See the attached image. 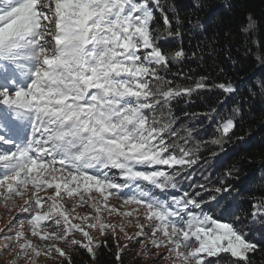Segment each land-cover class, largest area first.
<instances>
[{"label": "snow or ice", "instance_id": "snow-or-ice-1", "mask_svg": "<svg viewBox=\"0 0 264 264\" xmlns=\"http://www.w3.org/2000/svg\"><path fill=\"white\" fill-rule=\"evenodd\" d=\"M157 13L166 37L159 25L152 28ZM172 23L162 0H0V197L22 201L0 229V252L15 248L13 264L25 257V264H34L42 252L71 264L61 244L95 258L109 239L121 259L118 231L128 242L124 248L140 244L138 257L147 264L162 257L167 264H209L222 254L235 258L231 264H252L249 254L259 246L234 223L202 210L197 197L205 185L178 187L181 176L191 179L187 171L200 158L174 130L180 118L173 102L191 103L201 92L228 96L236 87L183 72L169 79L171 60L184 56L182 48L169 56L159 46L180 35ZM255 26L249 17L248 29ZM176 77L190 83H176ZM234 128L229 117L216 131L225 137ZM225 184L220 181L210 200L231 191ZM109 197L121 207L109 205ZM85 204L88 214L73 215ZM128 205L135 207L123 211ZM253 208V217L264 216V200ZM104 211L134 222L138 231L128 235L123 222L105 223Z\"/></svg>", "mask_w": 264, "mask_h": 264}, {"label": "trees", "instance_id": "trees-1", "mask_svg": "<svg viewBox=\"0 0 264 264\" xmlns=\"http://www.w3.org/2000/svg\"><path fill=\"white\" fill-rule=\"evenodd\" d=\"M162 3L173 22L172 31H179L180 35L161 39L159 46L169 56L180 48L184 51L182 58L171 60L168 78L183 72L193 78L207 76L212 83L231 81L236 87L235 93L228 96L221 91L201 92L191 97V103L185 102L187 98L173 102L172 109L178 115L195 117L218 108L216 122H210L207 115L202 120L194 118L188 123L187 118L174 125V130L187 139L186 146L198 153L200 160L209 159L206 176H199L196 168L187 171L191 179L184 177L177 181L179 190L191 191L190 184L214 189L221 180H226L224 186H231V191L216 197L213 215H222L233 203L234 212L244 221L238 228L259 246L249 254V259L252 264H264V228L257 225V222L264 225V216L252 215L253 203L264 200V0H162ZM249 17L256 24L251 30L247 27ZM157 25L166 37L158 13L152 28ZM175 80L179 84L190 83L179 77ZM237 108L239 112L234 111ZM229 117L235 120V128L221 137L216 131L217 123ZM197 129L199 134H193ZM185 130H190L191 135ZM213 139H219L220 143H211ZM180 145L185 146L182 140ZM201 195L197 199L204 201ZM70 257L71 264H139L117 259L115 244L110 240L107 247L95 250V258L79 247ZM208 259L209 264H231L235 258L222 254ZM63 264H69L68 260Z\"/></svg>", "mask_w": 264, "mask_h": 264}, {"label": "rangeland", "instance_id": "rangeland-1", "mask_svg": "<svg viewBox=\"0 0 264 264\" xmlns=\"http://www.w3.org/2000/svg\"><path fill=\"white\" fill-rule=\"evenodd\" d=\"M186 100V99H185ZM174 116L178 117L181 116L180 119L178 120V122L180 120H186L187 118H190V120L188 121V123H192V120L194 118H196L197 120H202L204 119L205 115H196L195 117H193L192 115H187V114H181L178 115L176 113V111L173 110ZM218 116V113L215 112L214 114H211L208 116V118L211 119L210 122H216V117ZM177 122V123H178ZM197 132L195 133V131H193V134L198 135L199 134V130H196ZM193 168H196V172L198 173V175H202V176H206L207 174V169L209 168V159L204 158L201 159L195 166H193ZM192 168V169H193ZM180 170L179 168L174 169L173 171H178ZM184 176H181L179 180L183 179ZM122 182V181H121ZM179 184V183H178ZM215 189V188H214ZM183 191V190H182ZM45 193H41V195H44ZM51 194V193H48ZM129 194V193H126ZM216 195L215 192L213 191V189H211L210 187H205V191L204 193L201 195L202 198L204 199V204H203V211L205 213H208L210 215H213V208L215 206V200H210V197ZM220 195L219 197L224 196ZM94 199L96 197L99 196V194H93ZM65 199H67V197H65ZM233 199V198H231ZM12 201V202H9ZM22 203V201L20 200V198L18 197H10L9 200H5L3 197H0V229H4L6 225L9 224V222L12 220V218L14 216L17 215V209L20 206V204ZM108 204L109 205H115L118 208L121 207V204L117 201V199L115 197H109L108 200ZM135 206L134 205H128L122 208L123 211H131ZM233 203H231L226 209H224L222 215H213L215 218L220 219L222 221H227V222H231L234 223L235 227L238 228V226L240 227V225L242 223H244V221H241V217L234 212L233 210ZM66 208L71 209L72 208V203H69L66 205ZM91 211V209L88 207L87 204L83 205L82 207H78L75 209V212L73 213V215H80L83 216L85 214H88ZM219 216V217H218ZM103 220L105 223H110V224H117L120 222H123L125 224V232L128 235H132L133 233L137 232L138 229L135 227L134 222L133 223H128L127 220H124L123 217H120L118 215H116L115 213H113L112 215H109L107 211H104V215H103ZM23 217L18 218L16 220V224H20L22 221ZM257 225L264 228V225H262L261 223L257 222ZM25 228L27 229V225L25 222ZM243 228H247V227H243ZM240 229V228H238ZM241 230V229H240ZM118 231V230H117ZM243 231V230H241ZM244 233H246L245 231H243ZM91 234L97 239V240H102L103 237L98 235L97 232L95 230H91ZM118 235L120 237L119 239V245H120V249L122 252V256L121 258H124V260L126 261H134V262H138L139 264H147V259L144 257H138V253L140 251V244H138L135 240L132 242L131 246L128 248H124V245H126L128 242L124 237L123 233H119L118 231ZM252 237L250 235L247 234V239L250 241ZM33 243L37 242L36 237H31ZM75 239H80V236H75ZM113 244H115L116 250L118 251L117 245L116 243L112 240L109 239ZM5 243L4 240L0 239V246H2ZM63 250L70 256L71 254L75 253V248H68V247H64L62 244L60 245ZM41 248H43V244H41ZM97 249V248H96ZM95 249V250H96ZM31 250H29L30 253ZM149 251H151V249H149ZM161 252L164 251L163 248L160 249ZM15 252L16 249L13 248L11 251L8 252H0V264H13L14 261V257H15ZM54 257H56V259H52L49 257H46L43 252L41 253L40 256L35 258L34 264H55V262H60L61 258H59L57 256V254L53 253L52 254ZM25 259H21L17 262V264H25ZM67 260V259H64ZM155 264H167V262L163 259V257L159 260L155 261Z\"/></svg>", "mask_w": 264, "mask_h": 264}, {"label": "clouds", "instance_id": "clouds-1", "mask_svg": "<svg viewBox=\"0 0 264 264\" xmlns=\"http://www.w3.org/2000/svg\"><path fill=\"white\" fill-rule=\"evenodd\" d=\"M231 198H232V196L229 198V200H230V201H232V199H231Z\"/></svg>", "mask_w": 264, "mask_h": 264}]
</instances>
